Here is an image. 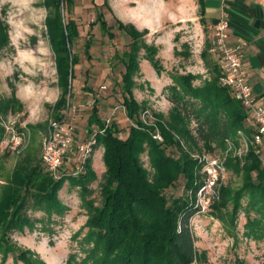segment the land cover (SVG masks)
I'll list each match as a JSON object with an SVG mask.
<instances>
[{"label":"trees","instance_id":"16d2710c","mask_svg":"<svg viewBox=\"0 0 264 264\" xmlns=\"http://www.w3.org/2000/svg\"><path fill=\"white\" fill-rule=\"evenodd\" d=\"M43 4L60 90L52 107L53 119L61 120L72 97L75 67L79 64V57L73 52L80 37L79 27L66 15L73 13L76 0H44ZM198 6L204 25L205 0H198ZM103 7L113 13L109 0H104ZM113 17L118 30L131 40L128 49L116 56L125 69L120 84L122 105L132 126L123 136L117 123L107 125L101 119L98 107L92 109L89 126H98L96 149H103L106 168L99 184L100 204L91 187L98 180L93 156L83 172L73 175L65 170L59 179H55L45 170L39 150L29 149L9 176L0 175V264H8L10 260L13 264H47L36 253L18 245L13 235L35 231L38 225L42 232L56 234L54 225L60 224L59 219L69 211L60 199L67 183L79 190L87 221L75 236L77 239L83 235L81 244L85 257L79 261L77 253H70L65 264H195L201 258L191 221L203 215L196 208L194 197L205 178L204 164L193 159L184 146L216 156V152L225 149L239 133L253 138L256 129L251 115L232 91L220 84L221 70L206 41L201 59L209 77L201 85H195L201 76L192 73L171 75L172 84L163 89L171 109L167 115L150 110L155 122H145L142 116L149 111V105L135 98L134 90L139 87L136 77L143 51V57L156 72L163 73L159 48L148 45L149 30L141 31L114 14ZM98 23L111 39L115 38L110 31L113 26H108L101 13L93 25ZM92 38L89 34L85 42L87 56L93 46ZM8 43V25L0 20V58ZM177 54L186 59L191 57L188 47ZM13 104L10 99H1L0 117L11 113ZM40 128L46 132L48 123ZM157 131L163 142L154 138ZM4 133L0 127V144ZM145 154L150 169L142 160ZM228 166L242 176L243 185L238 190L224 187L221 201L206 214L228 226L230 236L237 242L238 220L243 212L246 217L243 239L262 243L264 164L261 152L253 147L244 165L230 160ZM181 181H184V193L175 195L173 191ZM38 213L43 216L35 217Z\"/></svg>","mask_w":264,"mask_h":264},{"label":"rangeland","instance_id":"374dc122","mask_svg":"<svg viewBox=\"0 0 264 264\" xmlns=\"http://www.w3.org/2000/svg\"><path fill=\"white\" fill-rule=\"evenodd\" d=\"M183 1V0H182ZM104 0H76V7L67 17L74 19L79 27L80 37L75 42L73 52L79 57L75 67V80L72 88L70 108L75 110L80 120L78 127L85 131L91 129L86 123L94 106L98 107L103 121L115 122L123 136L129 132L132 122L122 108L123 93L121 91V75L124 66L116 54L128 49L130 38L118 30L113 14L126 24H134L139 30L156 28L146 36L148 45L159 48L158 58L164 67L158 74L152 64L141 53L139 76L136 77L138 88L134 90L139 102H147L149 111L168 114L171 104L163 95V89L172 84L173 74L192 73L199 75L195 85H201L207 76L201 53L205 46V37L199 24V8L192 5L188 9L191 20L183 23L180 14L186 8L178 5L175 0H109L113 11L103 7ZM44 0H0V20L8 25L9 43L3 48L0 58V100L13 101L14 110L7 116V122L16 120L18 128L24 123L28 125V145L21 153H12L7 147V133L0 144V175L9 176L29 149L39 150L42 156V139L45 131L40 127L53 119V105L60 95L57 86L55 55L48 37L45 20L47 11ZM154 5L156 14L148 12L145 5ZM107 21L110 30L115 34L111 39L100 23L93 25L99 14ZM93 36L90 54H85V42ZM191 57L186 59L178 55L186 50ZM208 78V77H207ZM16 101L19 103H16ZM4 117V116H3ZM154 123L153 118H144ZM93 126V125H92ZM0 127H5L0 123ZM97 129L93 128L92 132ZM160 141V140H158ZM164 140L162 139L163 142ZM243 136L239 133L230 141L225 149L216 152V156L225 160L227 173L218 187L219 200L215 201L210 210L221 201L222 189L230 187L238 190L243 185V178L228 166L230 160L245 164L247 155L253 147H249L245 156L238 155L244 148ZM80 143L76 141L75 147ZM193 159H199L205 150L193 151L184 146ZM256 148L259 152L260 149ZM262 159V154H261ZM142 160L150 169L147 155ZM76 161V153L69 158V164ZM93 168L98 180L92 184L94 197L100 204V187L106 168L103 162V149H96L93 155ZM175 195L184 193V181L173 191ZM60 199L69 208L66 215L59 219L60 224L54 225L56 234L53 236L42 232L41 225L35 231L26 230L24 234L15 233L13 240L21 247L36 253L47 264H65L70 253H77L79 261L85 257L82 252V237L75 238L87 221L86 211L82 206L80 192L71 188L68 183L60 193ZM247 200L244 201L246 205ZM208 211V212H209ZM207 212V213H208ZM42 217L41 213L34 215ZM246 217L243 212L238 220V241L230 236L225 224L209 214L196 216L192 221V229L196 238V247L200 260L195 264H264V242L253 243L243 239V224ZM86 230L83 231L85 233ZM8 264H13L12 260Z\"/></svg>","mask_w":264,"mask_h":264},{"label":"built area","instance_id":"2783aa9c","mask_svg":"<svg viewBox=\"0 0 264 264\" xmlns=\"http://www.w3.org/2000/svg\"><path fill=\"white\" fill-rule=\"evenodd\" d=\"M230 14L223 8L218 21L213 25L210 35L209 52L217 58L221 70L220 84L230 89L235 99L247 110L255 126V133L252 139L240 133L244 139V148L238 150L239 157L245 156L249 147H257L262 154L264 164V106L260 105L249 81L248 72L245 70L243 62L245 57V45L229 44ZM122 108L125 110L124 106ZM75 111L68 104L64 117L61 120H50L47 131L42 139V163L45 170L59 179L63 171L77 175L84 171L88 160L96 151L97 139L95 132L86 131L83 140L76 145V132L73 125L69 122L70 112ZM126 111V110H125ZM153 118L150 111L143 114L142 118ZM8 117H0V123L5 127L7 133V149L12 153H21L28 145V125L24 123L18 128V122ZM145 122L146 119H143ZM107 125L111 120L106 121ZM156 140L162 141L160 132L154 135ZM76 153L74 164L68 163L69 158ZM204 164L205 178L194 197V203L200 214H206L212 204L219 200L218 187L223 181L227 167L225 160L217 156L204 154L199 157Z\"/></svg>","mask_w":264,"mask_h":264},{"label":"crops","instance_id":"0c3cea01","mask_svg":"<svg viewBox=\"0 0 264 264\" xmlns=\"http://www.w3.org/2000/svg\"><path fill=\"white\" fill-rule=\"evenodd\" d=\"M175 1L184 8L186 6L180 18L183 23H188L192 17L188 8L192 5H197L199 8L198 0ZM205 3L204 25L200 21V14L198 18L202 32H205V42L210 41L211 29L218 21L223 8H226L230 14L229 44L231 46L245 45L243 65L248 72L249 81L259 104L264 106V0H205ZM145 8L149 13L153 11L156 14L157 9L153 4L148 3ZM155 28L156 26L147 30L150 32ZM204 77H209V74ZM89 120L90 118L86 122L88 125ZM69 122L75 129L76 141L81 142L86 131L78 127L80 120L76 117L75 111L70 112ZM90 127L88 131H92L93 128L98 129L96 124Z\"/></svg>","mask_w":264,"mask_h":264}]
</instances>
